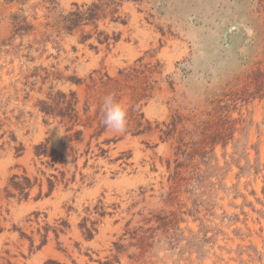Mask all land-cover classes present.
Returning <instances> with one entry per match:
<instances>
[{
    "label": "rangeland",
    "instance_id": "374dc122",
    "mask_svg": "<svg viewBox=\"0 0 264 264\" xmlns=\"http://www.w3.org/2000/svg\"><path fill=\"white\" fill-rule=\"evenodd\" d=\"M92 1L0 0V264H264V0Z\"/></svg>",
    "mask_w": 264,
    "mask_h": 264
},
{
    "label": "trees",
    "instance_id": "16d2710c",
    "mask_svg": "<svg viewBox=\"0 0 264 264\" xmlns=\"http://www.w3.org/2000/svg\"><path fill=\"white\" fill-rule=\"evenodd\" d=\"M122 0H95L89 4H82L81 6L75 5L73 10H70L67 14L61 16L60 23L62 27L67 31H72L73 29L79 27L81 24H93L95 28L96 20L98 18L104 17L106 14V10L111 15V19L113 21H118L120 19L119 16H114V14L118 11L117 5ZM121 23L125 24V20H120ZM104 32H98L97 37L100 42H108L109 36L104 35L103 39H100V36H103ZM114 40L118 39V36L115 35ZM72 98L63 99L60 102H55L54 104H46L41 107V110L45 114H54L60 115L62 118H67L69 121H77L78 115L74 108L76 101L74 100V94L71 93ZM62 98H65V95L62 94ZM62 104V105H61ZM72 127L67 128L70 130ZM81 131H75V136H78ZM66 141H70V137H67ZM56 159V158H55ZM52 182V181H51ZM29 186V184L27 185ZM22 192L25 188H19ZM51 190V186H50ZM24 197L27 196V193L23 194ZM88 235H90V231L87 230Z\"/></svg>",
    "mask_w": 264,
    "mask_h": 264
},
{
    "label": "clouds",
    "instance_id": "9594fccd",
    "mask_svg": "<svg viewBox=\"0 0 264 264\" xmlns=\"http://www.w3.org/2000/svg\"><path fill=\"white\" fill-rule=\"evenodd\" d=\"M101 123L111 132L123 134L128 126V110L126 104L118 100L114 93H109L103 97L101 106ZM58 135H61L59 126Z\"/></svg>",
    "mask_w": 264,
    "mask_h": 264
}]
</instances>
